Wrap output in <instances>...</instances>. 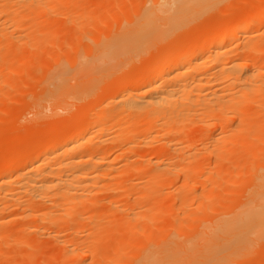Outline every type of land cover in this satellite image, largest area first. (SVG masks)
<instances>
[{"label": "bare ground", "instance_id": "bare-ground-1", "mask_svg": "<svg viewBox=\"0 0 264 264\" xmlns=\"http://www.w3.org/2000/svg\"><path fill=\"white\" fill-rule=\"evenodd\" d=\"M111 1L105 8L107 0H0V66L5 72L0 89L12 70L11 75L18 73L15 67L9 69L10 64H16L17 71L36 66L32 55L67 23L75 47L80 26L98 33L82 32L89 41L74 54L65 32L74 55L66 63L57 58L50 65L46 59L49 67L44 70L42 62L44 72H37L45 73L43 78L32 75L42 78V88L37 89L43 94L33 100L32 115L48 108L57 118L46 129L58 128L57 133L46 136V130L37 129L41 132L29 139L21 133L27 143L14 134L23 145L20 151L8 150L12 145L7 147L5 141L13 136L0 141L7 145L0 151V239L6 221L31 219L16 242L12 232L5 234L0 246L29 245L27 233L34 231L62 249V258L76 261L84 252L103 255L90 247L102 235L106 234L99 242L103 246L117 233L108 264L122 259L121 244L127 242L129 247L131 240L134 254L129 264L246 261L243 258L252 253L253 243L264 239V44L258 41L264 38V3L213 20L207 30L167 48L155 43L187 20L210 16L227 0H147L133 11L122 5L125 0ZM49 19L54 20L51 29L41 30L40 24ZM98 22L104 31L93 24ZM107 76L113 78L112 92L94 93L99 83L109 81ZM9 93L3 98L13 97ZM60 117L74 122L58 124ZM29 128L23 131L31 134ZM201 152L209 157L205 164L197 162ZM132 157L137 164L129 162ZM224 160L246 162L249 167L235 175L231 169L224 174L213 171L210 165ZM130 174L135 178L129 183L124 176ZM216 180H229L234 192L243 184V191L238 187L235 192L242 191L241 196L222 205L219 215L195 216L194 211L206 212L214 206L224 188ZM194 183L200 191L187 196L197 189ZM98 195L106 202L96 209ZM170 198L178 201L181 217L173 214ZM103 213L115 218L109 227L115 231L107 232ZM91 228L90 239L82 242L61 236ZM138 235L142 240L135 243ZM33 243L36 256L39 242ZM28 260L25 256L19 262Z\"/></svg>", "mask_w": 264, "mask_h": 264}, {"label": "rangeland", "instance_id": "rangeland-1", "mask_svg": "<svg viewBox=\"0 0 264 264\" xmlns=\"http://www.w3.org/2000/svg\"><path fill=\"white\" fill-rule=\"evenodd\" d=\"M126 1H128V0L123 1L122 5H125V3H126L128 5V8L130 7L129 10L130 11L131 10L133 11L134 9L135 10H138L139 8H141L142 5L147 0H136V2H135V0L134 1L133 0H129L128 2H126ZM148 1H150V0H148ZM260 3H264V0H227L225 3H222L221 5H219L216 8L217 10L215 9L213 11V13H211L213 15L210 14V16L209 15L208 16H197V17H195L193 19H190L192 21L187 20V21L183 22L182 24L177 25L176 27L170 29L169 32H167L168 34H166V37L163 38L161 42L160 41L156 42L155 43L156 44L155 46L157 47L159 43H162L167 48L173 47V45H175L176 43H178V42H180V41H182V40H184L186 38H192L194 36V33L195 32L197 34V33H200L199 31H201V30H207L211 26L210 24H211V22L213 20H216V19L220 20L221 18L224 19V17H226L225 19H227L229 17H233V15L235 13H237L238 11H242V9H248L251 5H253V4H260ZM106 4H104L103 7H105V8H106V6H109L110 7V4H112V1L110 3L109 0H107ZM224 4L227 5V6H225ZM127 5H125V9H128L127 8ZM103 7H101V9ZM132 7H134V9ZM61 18H62V16H61ZM107 18L111 20V18H109V16ZM48 21H46L47 23L46 22H43V23L40 24L39 27L41 28V30L43 29L46 32H48L51 29V25H52V23H53L54 20L53 19H51V20L49 19ZM59 21H61V20H59ZM59 21L57 19V22H59ZM106 21H108V20L106 19ZM99 22H98L97 25L95 23H93V24L95 26H98V25L100 26L101 24H99ZM80 24L83 25L82 22ZM107 24H112V22L111 23L109 22ZM212 24H213V22H212ZM68 25H69V23H67V26L66 27L60 29L58 32L55 33L56 34V38L50 36V39H48V41H44V43L41 45V47H39L41 49L38 50L37 52H35V54L32 55V60L35 63L34 65H36V66L31 67L32 65H30L31 68L30 69H27V71L25 69H23L24 70L23 71L22 68H21L20 71H17V70H19L17 68V66H13V65H16V64H10L9 65V69L10 70H12V68L14 69V67L16 68V72H18V73H16V75L17 74L20 75L23 72H24L23 73L24 75L23 74H22V76H19L18 75L19 77L17 78V77H15L16 75L15 76L13 75L15 73H13L12 72L13 70H12L11 72L13 74L11 75V72H10V74L8 73L9 75H7L9 77L4 78V80H6L8 78L5 81L7 83H4L6 85H4V84L1 85V89L2 90L0 89L1 90L0 92L2 93V91H3L4 95H2L3 93L2 94L0 93V108L3 105H5V103H6V106L7 107L4 106L3 107L4 110H1L3 108L0 109L1 110V113H0V141H2L3 139L5 140L8 136L9 137L13 136L14 134L17 136V138H19V139L21 138L20 140H23L24 137H26V136H27L26 138L29 139L30 137H32V134L34 136L35 134L41 132V131H38V130H42V131L43 130L44 131L46 130L45 132L43 131L44 132V135H45V133H48L49 134V135L46 134V136H53V135H55L57 133L58 128H56L55 126H53L52 128H56V129H52V130L51 129H49V130L46 129L47 126H50V123L53 122V120L55 118H57V117H54L53 115L50 114V111H49L48 108H44L42 110L45 113L42 112L39 115H37L36 113H34L36 115H34V114L32 115V113L34 112V107H33L34 101L39 100L43 96V94L40 93V90H42V89L38 90L37 88L40 87V85H41V79L43 78V74H45V73H38L37 74V72H40V71L41 72H44V70L47 69L46 67H49L46 64L48 62H51L50 65L52 63L54 64L57 61V58H58V60H61L62 62H65L66 63L67 59H70L72 57L71 54L74 55L76 52L81 53V51H83V48H82V50H78L79 47H81V46L84 47L85 42L86 41H89L88 35L85 36V34L82 33V32H85L86 33V30H87L88 31V34H89V32H91L93 34H98L96 32L97 30L94 32V29L92 31V28H90L88 30L87 27L86 28L83 27V26H80L79 28L77 27L78 29H77V32H76L75 35L76 36H77V34L80 35V38L78 36L77 37L79 38V40H76L74 38L76 40V42H77V46H76L77 48H76L73 45V43H72L73 41H71L72 39H70L71 38L70 35L68 34V31H67ZM81 27H83L82 30H84V29L85 30L84 31H82V30L79 31V29H81ZM88 27H90V26H88ZM99 28H101V30H103L102 27H99ZM197 28H198V30H197ZM199 28H200V30H199ZM37 29H39V28H37ZM263 30H264V28H263ZM62 32H64V34ZM78 32H81L84 35H82L81 33L79 34ZM263 33H264V31H263ZM65 34L66 35H69V36H65ZM61 35H63V37ZM90 35H92V34H90ZM52 36H54V35H52ZM64 36L66 38L69 37V41L72 43V45L75 48L73 47L71 49L72 46L68 42L66 44V38ZM263 36H264V34L262 35V37ZM62 38L65 39V40H63ZM262 40L264 41V38H261L260 37L258 41L259 42H262V45H263L264 43H263ZM78 41H80V42H78ZM68 45H70V47H67ZM263 47H264V45H263ZM69 49H71V51L74 54L71 51H69ZM54 50H55L56 53L53 55ZM49 52L51 53L50 54L51 56H49ZM19 53L21 54L20 50L17 52V54H19ZM48 56L50 58L52 57L53 60L50 59ZM68 56H70V57L68 58ZM54 58H55V60H54ZM45 60L47 61L46 64L44 62ZM42 62L45 64V68H43L44 69L43 71H42V66H41V64L43 65ZM27 68H29V66ZM120 69H122V68H119L117 70V72L120 71ZM14 71H15V69H14ZM122 71H125V70H122ZM1 72H4V70H3V67L0 66V73ZM4 73H1L0 74V81H1V78L4 77V75H5ZM28 73H30V74L28 75ZM32 75H36V76L39 75L38 78H40V76H42V78L41 79H38L36 77L38 79L37 80V79H35V76L32 77ZM20 77H22V78H20ZM107 77H109L108 78L109 81L106 84H104L105 81L104 82L102 81L101 83H99L98 86L95 88V92L94 93L106 95V94H109V93L112 92V84H111V81H112L113 78H110V76H107ZM39 81H40V83H39ZM38 84H39V86H38ZM19 87H21V88H19ZM15 88H18L19 89V92H18V89H16V92H14ZM40 88H42V87H40ZM21 89L23 90V92H22ZM4 91L5 92L6 91L7 92H10V93L11 92L12 93L14 92L13 94H11V95H13V97H10L9 99L3 98L4 96L6 97V95H7V94L5 95V92ZM38 91L41 94V96H40V94H39V96L37 95L38 94ZM10 93H9V95H10ZM18 94L21 95V96L23 95V96L21 97ZM14 95L15 96H18V97H15ZM36 95L39 98L36 97L34 99V97ZM12 98H15V99L11 100ZM4 99H5V101H4ZM5 108H9V111L10 112L9 111L7 112V109H5ZM5 110H6V112H4ZM2 112H3V115H5V116H1L2 115ZM15 113H18V114H15ZM11 114H12V116H11ZM14 114H15V116H14ZM63 120L64 119H62V117H60V120L58 121V124L59 123H62V122H67V121L69 122V120H67V121L66 120L63 121ZM18 122H20V123H18ZM34 122H37L36 123V126H35L36 127L35 129L33 127L34 124H32ZM73 122H69V123H73ZM16 123H18V124H16ZM30 124H31V126L32 125L33 126L31 127ZM38 124H42V125H38ZM37 126H39V127H37ZM25 127H27V128H25ZM28 127H30L29 129H33L34 132L31 130L32 132L29 131V133L31 132V134H28L26 132V131H28V130H26V129H28ZM24 129L26 130L25 131L26 132V135L24 134L25 133L23 131ZM35 130H36V132H35ZM43 132H42V134H43ZM18 135H20V136L22 135L23 136V139H22V136L21 137H18ZM28 136H30V137H28ZM14 139H16V138H14V136H13V138H12L13 143H11L12 142L11 140H9L11 142L5 141V143H7V144L9 143L8 146L5 145V144H3L4 143L3 142L2 143L3 145L2 144L0 145V151L3 150V147H1V146H4L5 147L4 150H7L6 148L9 147L10 145H12V146H10V148H14L15 150L9 148L8 150H11V151H17V149H19V148H21L23 146L22 143L19 142L20 141L19 139H16L18 141H15V142H14ZM24 141H26L25 143H27V139L26 140H23V143H24ZM21 150H24V149L21 148ZM19 151H20V149H19ZM199 156L203 159V161L207 158V156L204 155V157H202L203 156L202 152H201V154L199 153V155L197 156V158H198L197 159L198 160L197 162H200V163H204L205 164V161L203 162L200 159ZM208 158H207V160H208ZM129 162L130 163H136L137 164V158L136 157H132V158L129 159ZM209 163H210V161H209ZM210 166L212 167L213 171H219V172H221L223 174L225 173L226 170L231 169L233 171L234 175H235L236 172H242L243 173V172L247 171V169L249 167L248 166V163H246V162H241L240 161V162H237V163H233V162L225 161V160L222 161V162H220V163L211 164ZM130 176H131V174L124 176L125 178L127 177L126 179L128 180L127 182H129V183L131 182L130 180H132V179L135 178L133 175H132L133 176L132 178H130ZM126 179H125V181H123L125 188H127V185H125V184H128L129 185V183L126 182ZM230 181H231V179H230ZM215 182L217 184L218 183L219 184H222L221 187H224V188H222V191L220 192L219 196L217 195V198H215L214 206L211 208V210L206 211V212L205 211H199L198 212V210H196V211H194V215L196 214L198 217L199 216H201L202 218L204 217L203 219H205V218L208 219L209 218L208 216L213 217V216L219 215L221 213L220 211H222V208H223L222 205L227 204L228 202H230V205H231V203H234L236 201V199H238L241 196L239 194L240 193L242 194V191H243V187H242L243 184L242 183L244 182V180H241V182H240L242 185L239 184V185H241L240 187L242 188L241 189L242 191L240 193L238 192L237 195L235 194V192L238 191V187L239 186L238 187L236 186L237 188L235 186H231V188L235 187L237 189L234 192V190H232V189L229 188L230 187L229 180H226V181L216 180ZM194 185H195L194 189L195 188H197V189H195V190L191 191L190 193H188L187 196H191L192 194L198 193L200 191V188H199L200 185L198 183H194ZM167 187L168 188L164 187V190H163V193L164 194H165L166 191H168L170 189L171 185L169 184ZM210 187H211V184L210 183H207V188H210ZM240 187H239V191H240ZM235 188H233V189H235ZM100 196H103V194H100ZM100 196L98 195V197L96 199V203H97V208L96 209L101 208V205L104 202H106V199H104L105 197L104 198L102 197L103 198L102 199ZM235 196H236V199H235ZM237 196H239V197H237ZM152 197H154V199H155L156 198V194H154V196H152ZM98 198L101 199L102 201H100ZM175 199H171L170 198L168 200L171 203L172 210H173V214L174 215H177L178 217L179 216L181 217V215H180L181 211L177 210L178 209V205H177L178 204V201L175 200ZM97 200H98V202H97ZM168 200H166V201H168ZM220 207H222V208H220ZM104 215H105V218L103 217ZM192 216H193V214H192ZM101 217L103 218L101 221L105 223V226L107 228L106 229L107 232H110V233H111V231L113 232V230H114L113 227H111V228H109V227L110 226H113V224L115 222V218H113L114 219L113 220L110 217H108V215L105 214V213H103L101 215ZM29 221H31L30 218H28V219H26V218H17L15 220L6 221L2 225V230L1 231L4 233V235H1L0 244H2V241L5 238V234L8 235V234H10L12 232L15 234L14 239H15V242H16L18 236H20L22 227L25 226L27 223H29ZM158 222H161V220L155 222L154 223V226H158L159 225ZM24 223H25V225H24ZM164 224H166V222H164ZM164 224H163V222H162V224L160 223V225H162V226H165ZM107 225H108V227H107ZM108 230H111V231H108ZM76 232L77 233H65V232H62L61 233V236H62V238L64 240H67L69 242L72 239H77L78 241L82 242L84 240L90 239V236L94 232V228H91V229H88V230H85V231L78 230ZM114 234H116L115 236L118 237L117 233H114ZM27 235H29L30 239L32 240V241L30 240L29 245H24V246L18 247L17 246L18 244L15 245V243H14V245H11V246H4V245H1L0 246L1 247L0 248V251L2 253V254L0 253V264H11V263L12 264H22L19 261L21 260V258H23L25 256H27L29 258V260L26 261V264H104L105 262H107V264H108V261L107 260H108V257L111 256V253L113 251L112 249L114 247L113 246L114 245V242L116 243V241L119 239V238H116V237L113 236V238L110 241H107V243L102 246L101 244H99V242L100 241L101 242L104 241V238L106 237V236H104L106 234H104V235L101 236V240L100 241H97L98 244L97 243L96 244L94 243L95 244L94 247H93L94 244H92V247L94 249L92 247H90V249H89L90 251H91V249L92 250H95L94 252H98V253H101L102 252L103 255L98 256V257L95 256V255H92L93 256L92 257L91 255L86 254L88 252H84L82 259L80 258V259H78L76 261H73V260H71L70 257H64V258H62L61 257L62 256V252H61L62 249H60L59 247H56V245L52 241H50V239H48L46 237L37 236V235H35L34 231L27 233ZM36 238H37V240H36ZM143 238H144V236H143ZM115 239H116V241H115ZM132 239H134V236H133ZM140 239L142 240V238H140L139 235L137 237L135 236L134 242L136 243V240L141 241ZM33 241L39 242V249H37V252H35L36 256H34V254H33V252H34V245H35L33 243ZM129 242L131 244L129 247H127L128 245H126L127 242L121 244V247L123 245V248H124V250L122 249V251H124V253H122V255H121L122 259L121 260H118V262L117 261L116 262L114 261L115 263H109V264H129V262L133 258L132 257L133 254H134L133 253V250L130 251V249H129L133 245V241L131 240V241H128V243ZM253 249H256V252ZM253 249L252 250L254 252L251 250L252 253L250 255H247L248 257L246 256L247 258H249V256H251V258H249V260L247 258L246 259L243 258V260H246V261H242V260L239 261L238 260L237 262H234L232 264H264V239H262L260 241H255L253 243ZM131 253H133V254H131ZM11 256L12 257L14 256V259L15 260L12 259ZM10 258H11V260H10Z\"/></svg>", "mask_w": 264, "mask_h": 264}]
</instances>
